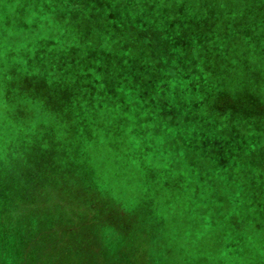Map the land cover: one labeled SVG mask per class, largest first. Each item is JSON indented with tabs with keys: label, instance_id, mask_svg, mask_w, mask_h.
Wrapping results in <instances>:
<instances>
[{
	"label": "rangeland",
	"instance_id": "rangeland-1",
	"mask_svg": "<svg viewBox=\"0 0 264 264\" xmlns=\"http://www.w3.org/2000/svg\"><path fill=\"white\" fill-rule=\"evenodd\" d=\"M63 1L0 0V154L20 136L17 124L2 107L3 71L11 67L14 56L19 59L33 52L35 58L40 48L47 51L45 44L57 38L63 25L70 45L79 37L87 48L113 53L95 59L108 68L113 64L109 75L119 83L115 97L103 100L123 101L128 109L140 99L148 116L158 115L161 101H167L164 108L177 116L179 124L160 129L153 127L151 117H144L141 124L148 138L147 167L162 168L152 179L146 178L150 208H159L147 220L151 236L146 246L138 245V250L146 252L148 264H259L264 253L255 226L264 228V54L244 45L243 31L204 40L201 31L176 25L190 18L186 6L189 13L200 12L188 3L181 6L183 0H109L117 10L108 11L109 15L97 0H87L77 19L84 29L81 36L75 35L71 17L67 28ZM194 1L200 6L209 3ZM253 17L264 18V14L247 16ZM215 18L232 17L225 12ZM258 41L260 50L264 22ZM253 69L260 72L258 78H253L257 77ZM104 76L108 78L107 73ZM246 77H251L248 83L256 101L249 94L237 99L232 91L226 94ZM132 110L137 112L135 107ZM138 199L132 193L133 205ZM37 206L23 204L22 209L36 218ZM8 209L18 217L6 222L5 210L0 211V264H138L124 258L129 254L113 238L112 224L107 223L104 231L100 223L84 226L75 212L72 218L77 223L71 235L75 233L83 247L78 258L59 262L52 255L40 254L39 239L28 231L30 217L15 214L20 209L14 205ZM103 213L104 218L115 217L109 215L111 208Z\"/></svg>",
	"mask_w": 264,
	"mask_h": 264
},
{
	"label": "trees",
	"instance_id": "trees-1",
	"mask_svg": "<svg viewBox=\"0 0 264 264\" xmlns=\"http://www.w3.org/2000/svg\"><path fill=\"white\" fill-rule=\"evenodd\" d=\"M235 1L208 0V5L200 6L194 0H183L181 6L188 3L194 10L198 7L200 12L189 13L186 6L190 18L185 23L172 21L188 30L201 31L204 40L228 37L232 32L238 35L243 31L244 45L264 54V45L260 50L257 48L259 26L264 18H247L264 14V1L239 0L238 4ZM122 2L126 0L119 1ZM97 3L105 15H109L108 11H117L109 0H97ZM84 6H87V0L63 1L67 28L71 17L76 36L84 34V29L77 24L78 15L85 11ZM225 12L232 18H215ZM206 14L209 18L201 19ZM211 30L219 35L212 34ZM45 45L47 51L40 48L35 58H32L33 52L23 53L19 59L12 57L11 67L2 74L5 93L2 107L17 124L20 136L0 154V211L5 210L6 222L16 220L18 216L13 217L7 212L14 205L15 209H20L15 214L21 213L27 219L28 212L22 209L23 204L35 206L37 203L38 216L28 217V231L39 239V253L52 255L59 262L78 258L76 255L83 251L81 239H75V233L71 235L77 223L72 218L75 212L78 223L84 226L100 223L104 231L107 223L112 224L113 238H117L121 250L129 254L124 257L127 262L133 259L138 264H148V258L144 257L146 252L138 250V245L146 246L151 236L146 227L147 220L159 208H150L146 178L152 179L162 168L147 167L145 147L148 138L146 127L141 128V124L144 117H151L153 127L160 129L179 124L177 116L164 108L167 101H161L163 109L158 115L148 116L144 115V103L140 99L134 106L137 112L132 110L133 106L125 109L123 101L103 100V97H115L119 83L112 74L109 75L114 65L110 68L104 63L98 65L95 59H104L113 53L96 47L87 48L79 37L73 46L70 45L63 25L57 38ZM18 61L22 65H18ZM253 70L257 76L253 78H258L260 72ZM106 73L108 78L104 76ZM250 79L246 77L244 82L241 79L240 84L231 87L226 94L232 91L236 99L239 95L249 94V98L254 97L256 101V93H251L252 87L248 83ZM233 106L236 108V104ZM98 107L108 111L113 108L115 112ZM134 192L139 195L136 205L131 201ZM37 197L44 200L33 201ZM106 208H111L109 215L114 218H104ZM204 219L208 221L207 217ZM255 230L264 253V228L256 223ZM140 251V256L135 257ZM259 264H264V255Z\"/></svg>",
	"mask_w": 264,
	"mask_h": 264
}]
</instances>
